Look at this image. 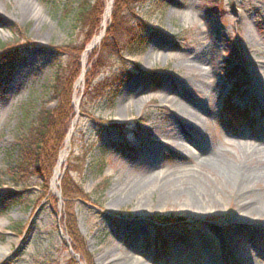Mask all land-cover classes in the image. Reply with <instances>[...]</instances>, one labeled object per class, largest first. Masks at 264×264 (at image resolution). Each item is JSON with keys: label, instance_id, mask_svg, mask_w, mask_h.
I'll return each instance as SVG.
<instances>
[{"label": "rangeland", "instance_id": "374dc122", "mask_svg": "<svg viewBox=\"0 0 264 264\" xmlns=\"http://www.w3.org/2000/svg\"><path fill=\"white\" fill-rule=\"evenodd\" d=\"M78 2L0 0V46L8 49L0 51V264H179L190 251L197 257L185 264H203L208 253L194 244L198 226L217 229L205 237L214 247L226 244L225 254L236 260L263 247V206L245 223L231 224L239 216L235 191L189 143L183 142L184 154L167 135L186 134L229 163L264 172V0L145 1L130 24L144 53L107 62L94 83L110 75L120 82L108 102H100L86 98L84 75L112 17L113 0H101L103 35L78 59L84 75L72 87L78 107L70 138L79 137L82 153L90 143L93 157L107 153L102 178L90 173L87 155L82 172L69 175L82 194L64 204L70 140L53 185L8 183L3 169L16 129L41 106L55 107V73L71 70L66 48L84 45V32L74 30L63 11ZM181 106L195 114L193 122ZM258 177L251 189L262 204L264 173ZM103 179L105 190L95 193ZM239 228L246 230L236 236ZM71 231L83 254L73 250ZM257 261L264 264V256Z\"/></svg>", "mask_w": 264, "mask_h": 264}, {"label": "trees", "instance_id": "16d2710c", "mask_svg": "<svg viewBox=\"0 0 264 264\" xmlns=\"http://www.w3.org/2000/svg\"><path fill=\"white\" fill-rule=\"evenodd\" d=\"M147 0H113L112 17L106 30L105 37L100 46L95 48L88 57L84 82L86 84V98L108 102L109 97L115 92L116 85L120 79L110 75L99 83H94L99 72L107 62L114 56L138 57L144 53L145 43L141 39H135L132 34L131 23H135L137 15L135 9ZM103 2L98 0H79L74 8L65 7L64 13L70 19L73 29L83 31L84 45L82 49L67 47L66 52L69 60V68L62 71L58 69L51 85L50 102L55 103L54 108L41 106L33 115V119L27 125L17 128L13 147L4 164V176L12 186L25 184L31 180H37L46 189L49 187L57 165L60 152L64 147V141L71 123L76 117L73 107V84L78 79L81 69L78 63L83 47L98 36L101 22ZM129 40L121 43L124 37ZM132 37V38H129ZM10 49V48H9ZM5 45L0 46V51L7 52ZM28 118V117H27ZM79 137L74 136L70 142L71 151L66 160L65 179L63 180L61 195L64 204H68L73 198L82 194L80 187L72 184L70 174L80 173L84 169L87 155L93 153V144L84 149L82 153L79 148ZM89 155L88 168L95 179H101L106 168L107 153L101 152L99 156ZM70 183L73 189H70ZM107 180H102L96 186L95 193L103 192L107 186ZM69 187V189H68ZM101 195V194H98ZM11 231H17L16 226L10 227ZM73 250L83 254L81 241L75 237L73 231L70 233Z\"/></svg>", "mask_w": 264, "mask_h": 264}, {"label": "bare ground", "instance_id": "6f19581e", "mask_svg": "<svg viewBox=\"0 0 264 264\" xmlns=\"http://www.w3.org/2000/svg\"><path fill=\"white\" fill-rule=\"evenodd\" d=\"M109 16V10L107 8L106 13L104 15V22L102 24V28H104L105 25V19ZM96 40L92 42V45L96 44ZM209 72L207 75L211 74L212 71L208 70ZM182 107V106H181ZM181 112L189 117V119L193 122L195 117V114H193L190 109L187 107H182ZM171 133V132H170ZM167 138L171 141L170 144L177 146V148L184 154H189L188 149L186 148V145L183 144L189 143L192 148L194 149V154L197 158L202 162V164H209L217 170H219V173L221 174L222 180L226 185L231 187L235 191V198L239 201V206L237 210L235 211V215L238 217H235V220L231 222V224H238L242 222H246L251 217H255V213L257 212L258 205H262L264 208V202L260 204L259 196L255 194L252 191V186H256V184L260 181V178L258 177V174L264 173L260 172L259 169L252 168L249 165L244 166L241 164H233L229 163L227 160H225L219 153L215 152L212 149L204 147L201 143H196L192 141L190 137H188L186 134L183 136H179L177 133H171L167 135ZM156 149H159L158 147L155 149H152L153 153H156ZM64 160V152L60 156V163ZM59 163V164H60ZM59 170H57L56 175H58ZM259 200V201H258ZM257 216V215H256ZM261 218L263 216H257V218ZM228 224V223H227ZM245 228V227H244ZM239 228L235 230L236 236L237 234L242 235L246 229ZM194 238H195V245L202 246L206 249L208 256L206 261L203 264H257V258L264 256V245L260 248H255L253 251L247 255V257L236 260L234 256L232 255H226L225 254V248L226 244L221 243L219 246V250H217L218 246L214 247L213 242L211 240H208L207 237H210L211 234L218 233L217 229H214L210 226L208 227H195L194 228ZM231 235H235V233L232 231L230 232ZM133 240V239H132ZM137 242H135L136 244ZM200 244V245H199ZM177 252H182L181 250H177ZM195 252L193 254L192 251H190V254L185 256L183 259H181V263H186L185 261L189 257H197Z\"/></svg>", "mask_w": 264, "mask_h": 264}, {"label": "water", "instance_id": "95a60500", "mask_svg": "<svg viewBox=\"0 0 264 264\" xmlns=\"http://www.w3.org/2000/svg\"><path fill=\"white\" fill-rule=\"evenodd\" d=\"M102 35H103V31H102V32L98 35V37H96L94 40H96L97 42H99V40L102 38ZM97 42H96V43H97ZM94 45H95V44H94ZM94 45H92V43H91V44L88 46L87 51L90 50V49H92V48L94 47ZM83 75H84V71H82V73H81V75H80L79 82L82 81V79H83ZM77 107H78V105H77V102H76V106H75V108L77 109ZM72 126H73V123H72ZM71 134H72V128L69 130L68 136H67V138H66V140H65V143H64V144H65V148H64V149H67V148H68ZM62 153H63V152H62ZM66 156H67V152L64 153V157H66ZM59 161H60V158H59ZM59 163H60V162H59ZM58 168H59V164H58V166H57L56 169H55L56 172H57ZM56 177H57V175L55 174V176H54V178H53V183L55 182ZM53 183H52V185H53Z\"/></svg>", "mask_w": 264, "mask_h": 264}]
</instances>
